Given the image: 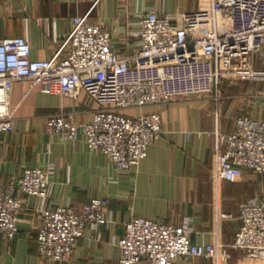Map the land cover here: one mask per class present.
Segmentation results:
<instances>
[{"label":"built area","instance_id":"built-area-1","mask_svg":"<svg viewBox=\"0 0 264 264\" xmlns=\"http://www.w3.org/2000/svg\"><path fill=\"white\" fill-rule=\"evenodd\" d=\"M140 23L139 48L131 55L115 51L110 30L81 14L72 17L63 60L32 59L24 36L0 38V130L12 119L11 95L17 80L30 79L46 93L73 99L85 91L99 104L93 118L80 124L72 114H52L46 131L76 140L82 129L91 149L103 150L125 171L138 165L160 138L163 119L158 111L130 115L124 110L165 105L191 95H214L219 100L224 78H264V0H210L207 7L184 13L181 22L175 15L149 11ZM235 124L230 134L215 131L217 184L240 179L245 168L264 173V118L239 115ZM53 172L52 163L26 167L20 177L4 182L0 171V231L9 238L19 233L20 192L38 196V252L69 262L85 229L98 232L112 217L105 198H92L81 208L54 206ZM230 216L219 212L218 219ZM239 218L233 242L225 244L194 243L191 216H185L181 225L133 217L118 239L120 263L146 258L151 264H173L182 257H204L229 264L231 247L264 261V199L256 196L241 203Z\"/></svg>","mask_w":264,"mask_h":264},{"label":"crops","instance_id":"crops-1","mask_svg":"<svg viewBox=\"0 0 264 264\" xmlns=\"http://www.w3.org/2000/svg\"><path fill=\"white\" fill-rule=\"evenodd\" d=\"M208 5L210 0H0V38L24 36L32 59L63 60L72 17L81 14L110 30L115 51L131 55L139 48L137 33L145 13L172 14L181 22L184 13ZM242 89V85L222 86L224 92ZM246 102L241 92L227 95L224 100L202 94L176 97L165 105L124 110L130 115L158 111L163 121L161 136L149 146L146 157L122 171L103 150L88 146L82 129L76 140L46 131L48 117L56 113L72 114L80 124L90 121L99 104L87 92L73 99L46 93L30 79L17 80L11 95L12 119L0 130L3 181L20 177L26 167L52 163L50 201L54 206L81 208L92 198H105L112 219L109 226L100 227V237L87 227L69 262L41 257L37 248L41 200L20 192L23 206L19 233L9 238L0 231V264H121L118 239L125 232V223L133 217L181 225L185 216H191L194 243L219 240L231 244L241 224L240 204L258 196L261 183L253 175L259 173L247 168L236 181L216 183L215 131L232 133L239 115L264 118L261 101L255 106ZM219 212L232 216L218 219ZM133 264L151 263L144 258ZM173 264L216 263L204 257H182ZM229 264L264 261L231 247Z\"/></svg>","mask_w":264,"mask_h":264},{"label":"rangeland","instance_id":"rangeland-1","mask_svg":"<svg viewBox=\"0 0 264 264\" xmlns=\"http://www.w3.org/2000/svg\"><path fill=\"white\" fill-rule=\"evenodd\" d=\"M255 62L257 67H261V61L258 59V57L255 56ZM225 85H242L243 89L241 91H222V86ZM250 88V89H249ZM229 89V88H228ZM244 94V97L247 98L246 103H251L252 106H255V103L257 101H261V105L264 104V78H246V77H231V78H224L219 87V95H220V100H224V98L227 95L230 94H239V93ZM256 176V178L259 179L261 183V190L258 193L259 197H262L264 199V173L262 174H253Z\"/></svg>","mask_w":264,"mask_h":264}]
</instances>
